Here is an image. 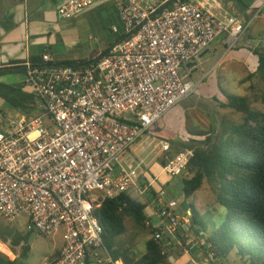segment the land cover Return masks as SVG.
I'll return each instance as SVG.
<instances>
[{
  "label": "built area",
  "instance_id": "obj_1",
  "mask_svg": "<svg viewBox=\"0 0 264 264\" xmlns=\"http://www.w3.org/2000/svg\"><path fill=\"white\" fill-rule=\"evenodd\" d=\"M106 1L115 2L125 37L88 62L55 63L44 53L40 63H21L44 113L0 131V214L8 221L24 215L28 230L61 236L62 247L44 264H116L104 245L101 204L133 189L146 192L151 183L141 188L140 178L154 157L163 155V171L176 176L194 154L185 148L172 155L162 137L149 161L132 147L197 91L190 65L214 40L223 35L229 51L249 26L195 0H67L57 14L73 18ZM164 195L160 188L148 202L157 222L145 219L160 242L187 229L191 215L177 213L179 203ZM207 251L213 264H227L210 243Z\"/></svg>",
  "mask_w": 264,
  "mask_h": 264
},
{
  "label": "trees",
  "instance_id": "obj_2",
  "mask_svg": "<svg viewBox=\"0 0 264 264\" xmlns=\"http://www.w3.org/2000/svg\"><path fill=\"white\" fill-rule=\"evenodd\" d=\"M119 28L117 41L125 37L122 23ZM255 53L258 56L256 72L264 81V52ZM30 61L34 64L40 63V60ZM16 71L25 72L24 65L19 63L0 67V78ZM225 95L227 101L221 104L240 112L241 121L223 120L220 127L213 126L208 133L203 134L202 139L190 137L188 141H183L165 136L162 138L170 141L172 155L185 148L193 149L194 154L182 171L191 174L184 178L185 198L192 197L207 179L213 185L216 201L229 210L225 220L207 237V242L212 245L215 254L228 260L230 253L235 252L242 264H264V111L253 108L246 95ZM0 97L27 117L38 108L36 96L32 92L5 83L1 79ZM190 134L201 135L194 131H190ZM160 164H166L164 157ZM139 187H144L142 180ZM132 191L137 192L133 189L116 198L107 199L99 207L104 245L114 260H122L125 264H166L169 258L166 252L162 253L164 242L153 237L145 241V251L141 255L135 252L133 243L122 245L116 242L118 236L127 232L126 217H131L136 224L145 227V209L150 200L137 198ZM151 192L156 194L152 187ZM190 210V225L193 227L200 223L197 219L198 210L193 202ZM26 239V236L19 234L15 240L16 244L24 242L22 255L30 250ZM205 252L208 255V251ZM16 259L0 254V264H15ZM89 264H93V261H89Z\"/></svg>",
  "mask_w": 264,
  "mask_h": 264
},
{
  "label": "rangeland",
  "instance_id": "obj_3",
  "mask_svg": "<svg viewBox=\"0 0 264 264\" xmlns=\"http://www.w3.org/2000/svg\"><path fill=\"white\" fill-rule=\"evenodd\" d=\"M84 13L79 14L71 20L72 22H77L80 27L79 35L73 36L72 38H77L80 41L82 47L79 48H82L86 52H88V50H95V53H97L107 46L109 42L116 40L118 34L112 31V25L116 24L121 27V22L115 10L112 9H110L109 12H100L97 14ZM248 33H250V31ZM220 54L221 53L215 54L208 67H212L215 64L220 58ZM230 64L231 61L226 58L214 68L215 72L210 74L206 79V82H208L216 77L220 78L225 72L232 76L229 85L227 84L226 87L220 88L219 85L214 84V86L205 93L202 88H198L194 94L179 103L180 107L186 112V119L184 123L181 124L179 131H176V137L174 139H181L183 141H188L190 137L202 139L204 137L203 134L208 133L213 126L217 128L220 127L223 120L230 122L241 121L242 114L240 112L221 104V102L227 101L225 94H230L232 96L246 95L249 97L253 108L264 111V81L256 72V62L255 65H253V72L247 67L245 70L241 69L240 71L231 68L223 70V66L230 67ZM236 74L241 75L235 78ZM208 85L211 84L209 83ZM194 105L198 106L202 111L201 116H196L194 114V110H192ZM16 112L20 111L0 97V129L8 122L18 121V116L15 115ZM43 113L44 109L41 105H38L37 110L31 113V115H41ZM46 122H48V120H46ZM164 123L167 125V122ZM163 127L162 124L156 123L134 145L136 146L138 144L137 151L142 153V157L148 156L147 161L151 160L155 155V153H152V148L156 140L151 136L158 137L157 133L161 132ZM190 131H194L201 135H192ZM162 159L163 155H158L156 158L154 157V161L147 167L145 174L140 178V180L144 182V185L152 183V186L150 185L149 189L143 194L138 193L137 190V192H132H135V197L137 198L139 197L143 200L149 199L152 201L155 195L152 194L151 187L156 192H158L160 188H163L165 200H176L179 203L176 212L181 215L185 214L187 210H189L188 213L191 214L190 208L193 202L198 210L197 219L200 223L193 227L190 223L188 225L186 224L188 227L187 229L181 228V230L178 231V233L182 230H184V233L189 232L186 236H188V239H191V244L183 253V247L181 245L175 246V249L171 252L169 261L170 264H213L215 261L205 252L208 246L207 237L225 220L229 210L216 201L213 185L207 179H205L202 187L199 188L192 197L185 198L183 182L184 178L191 176L190 173L184 171L182 174L176 176H170L164 173L161 179H158V176L155 177L160 168V161ZM148 172L153 179L148 177ZM145 212L147 216H151L150 218L153 223L157 222L156 216L151 214L149 205L146 207ZM26 219V216L22 215L14 221H8L0 214V254H5L9 259L17 258L15 264H44L47 258L52 256L55 250L62 245V242L57 237L45 236L36 231L28 230L26 227ZM125 224L127 226V232L116 238L117 244L128 245L133 243L135 252L138 255L142 254L145 251V241L151 237L150 231L146 227L136 224L131 217L125 218ZM19 234L26 236V242L30 246V250L26 255H22V244L24 242L21 244L15 243L16 237ZM192 239H194L195 242ZM218 259L223 262L226 261L227 264H242L240 257H238L235 252L230 253L228 260L221 257ZM120 263L121 262L118 260V264Z\"/></svg>",
  "mask_w": 264,
  "mask_h": 264
},
{
  "label": "crops",
  "instance_id": "obj_4",
  "mask_svg": "<svg viewBox=\"0 0 264 264\" xmlns=\"http://www.w3.org/2000/svg\"><path fill=\"white\" fill-rule=\"evenodd\" d=\"M66 1L67 0H0V67L11 64L17 65L30 60H40L41 62L44 53H49L55 63L91 60L98 57L101 53L107 50L111 44H114L115 41H117L116 38L115 41L109 42L107 46L99 50L97 53H95V50H88V52H86L82 48H79L82 47L80 41L77 38H72L73 36L79 35V24L71 21L74 17L62 19L59 18L57 14L60 5ZM195 1L200 2L203 6L209 8L217 15H233L238 17L242 22L246 24L249 23L248 29L245 31L236 48L226 51L224 36L220 35L214 40L201 58L190 65L193 78L197 84V89L202 88L205 93L208 92L214 84L219 85L220 88L226 87L227 84H230L232 76L225 72L220 78L216 77L213 80L206 82L207 77L215 72L214 68L226 58L231 61V64L230 67L223 66V70L231 68L240 71L241 69L245 70L247 67L253 72L252 70L254 69L253 65H255V62L257 66L258 56L255 51L264 52V0ZM110 9L115 10L119 17L114 1L103 2L83 13L97 14L100 12H109ZM119 20L122 23L120 17ZM118 29L119 31L116 33L114 32L115 34H119V26ZM249 31L250 33H248ZM216 53H221L220 58L212 67H208ZM240 75L241 74H236L235 78ZM0 79L5 83L16 87H23L26 91L32 92L31 88L26 85V75L24 71L7 73L1 76ZM209 83L211 85H208ZM36 101L38 105H41V102L37 97ZM192 110H194L196 116H201L202 111L198 106L194 105ZM15 115L18 116V121L20 119L35 116L31 115L27 117L21 112H16ZM185 119L186 112L179 104L176 105L157 122L164 126L161 132L157 133L158 137H151H154L153 139L161 136L175 138L176 131H179L180 126L184 123ZM17 122H8L0 129V131H11ZM164 122H167V125H165ZM137 147L138 144L133 147V151L142 156V153L137 151ZM146 157L148 159V156ZM152 161L154 160H151L150 164ZM164 173L163 166L160 165L155 177L158 176V179H161ZM147 174L148 177L153 179L149 172ZM187 233L189 234V232L184 233V230H182L180 234L176 233L175 235H171L168 241H164L167 248L166 253L168 254V258L171 256V252L177 245L183 247L182 253L187 250L188 246L191 244V239H188V236H186L188 235ZM56 237L60 239L63 245L61 236L57 235L55 238ZM192 240L194 241V239ZM62 245L57 248L54 253H57ZM119 261L121 262L120 264H123L121 260ZM166 264H170V261Z\"/></svg>",
  "mask_w": 264,
  "mask_h": 264
},
{
  "label": "bare ground",
  "instance_id": "obj_5",
  "mask_svg": "<svg viewBox=\"0 0 264 264\" xmlns=\"http://www.w3.org/2000/svg\"><path fill=\"white\" fill-rule=\"evenodd\" d=\"M118 264V263H117Z\"/></svg>",
  "mask_w": 264,
  "mask_h": 264
}]
</instances>
